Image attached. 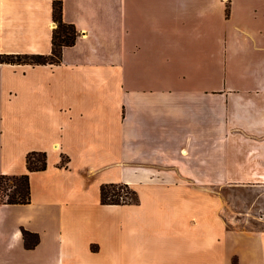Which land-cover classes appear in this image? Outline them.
<instances>
[{"label": "crops", "instance_id": "1", "mask_svg": "<svg viewBox=\"0 0 264 264\" xmlns=\"http://www.w3.org/2000/svg\"><path fill=\"white\" fill-rule=\"evenodd\" d=\"M62 19L58 63H0V173L46 152L29 202L0 203V264H264V229L222 224L203 187L264 186V0H62ZM53 28L52 0H0V53L49 54ZM105 182L138 202L102 203ZM183 192L202 203L168 210L163 243L155 216L97 212Z\"/></svg>", "mask_w": 264, "mask_h": 264}, {"label": "rangeland", "instance_id": "2", "mask_svg": "<svg viewBox=\"0 0 264 264\" xmlns=\"http://www.w3.org/2000/svg\"><path fill=\"white\" fill-rule=\"evenodd\" d=\"M242 171L237 170L236 172L241 173ZM246 182L243 181L236 185L221 184L203 186L205 187L206 208L215 209L222 220V224L225 226L264 229V186L259 183L252 185ZM148 200L151 199L148 197L146 199L143 198L141 203L142 208L140 209H138L139 207L126 208L121 206H117L114 209L100 207L97 212L105 215L110 220L116 221L119 225L122 223L125 225H134L136 221L142 224V219L155 216L156 223L149 230H146L145 233L149 234L152 231L153 235H155L153 240L158 243H163L168 239V236L163 234L165 232L164 226L168 224L166 221L168 220V210L172 207L179 206L181 208L180 206H183V208H187L190 214L197 210L196 204L200 205L202 203L195 194L190 192L188 194L183 192L180 194L168 193L166 195H160L158 205ZM198 208L200 210V206ZM148 209H150L152 215L148 214ZM97 212H94L96 217ZM208 213L213 215L212 211ZM185 219L190 220L187 216H185ZM209 258L208 255L205 256L206 260ZM205 264L210 263L206 261Z\"/></svg>", "mask_w": 264, "mask_h": 264}, {"label": "trees", "instance_id": "3", "mask_svg": "<svg viewBox=\"0 0 264 264\" xmlns=\"http://www.w3.org/2000/svg\"><path fill=\"white\" fill-rule=\"evenodd\" d=\"M52 49L49 54H13L0 53V63H58L61 48L74 43L77 30L73 24L62 19V0H52ZM27 172L22 174L0 173V203H27L30 200L28 172L46 168L45 151H29L25 155ZM123 190V192H121ZM100 200L102 203L122 204L137 203L135 190L126 183L105 182L100 185ZM24 244L32 247L38 241V235L22 229Z\"/></svg>", "mask_w": 264, "mask_h": 264}, {"label": "built area", "instance_id": "4", "mask_svg": "<svg viewBox=\"0 0 264 264\" xmlns=\"http://www.w3.org/2000/svg\"><path fill=\"white\" fill-rule=\"evenodd\" d=\"M54 25H55V23H54Z\"/></svg>", "mask_w": 264, "mask_h": 264}]
</instances>
